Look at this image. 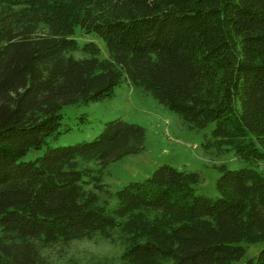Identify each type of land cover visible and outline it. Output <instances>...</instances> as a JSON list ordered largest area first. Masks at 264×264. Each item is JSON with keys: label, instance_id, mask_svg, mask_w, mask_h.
<instances>
[{"label": "trees", "instance_id": "1", "mask_svg": "<svg viewBox=\"0 0 264 264\" xmlns=\"http://www.w3.org/2000/svg\"><path fill=\"white\" fill-rule=\"evenodd\" d=\"M77 27L107 57L80 45ZM123 83L189 128L213 123L203 146L247 165L219 166L216 198L195 193L197 172L166 163L112 192L108 165L145 143V129L122 118L23 160L61 133L64 107L111 98ZM262 161L264 0H0V264H50L43 247L95 235L123 251L64 264H232L241 242L264 241ZM241 264H264V246Z\"/></svg>", "mask_w": 264, "mask_h": 264}, {"label": "rangeland", "instance_id": "2", "mask_svg": "<svg viewBox=\"0 0 264 264\" xmlns=\"http://www.w3.org/2000/svg\"><path fill=\"white\" fill-rule=\"evenodd\" d=\"M74 38L80 45L93 41L100 48V57H107L104 42L94 33H83L75 29ZM80 56L79 52L75 53ZM63 118L57 136L49 137L47 144L39 150L31 149L23 160L34 159L43 153L47 146L70 145L92 140L102 130L103 123L114 118H122L145 129L144 149L137 154L125 156L111 162L103 174L104 183L115 192L132 181H141L150 176L160 164H169L177 169L197 172L201 181L194 185L195 193L210 198L218 197L216 179L220 176V165L236 169L247 165L236 157L233 149L218 151L214 146L205 148L206 135L214 124L203 129L189 128L179 114L159 103L141 88L121 84L115 88L111 98L87 104H75L62 109ZM65 128H68L66 131ZM252 137V136H251ZM254 168L264 171V161ZM108 200L109 207L115 205V198L102 195ZM245 249L244 256L232 264L245 263L255 257L264 246V241L256 243L241 242ZM124 247L119 241L110 242L99 235L92 238L72 240L68 243L59 241L43 247L42 254L50 264H64L70 259L82 263L103 258L118 257Z\"/></svg>", "mask_w": 264, "mask_h": 264}]
</instances>
